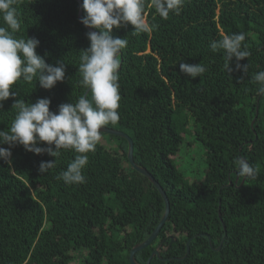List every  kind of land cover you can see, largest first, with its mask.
I'll use <instances>...</instances> for the list:
<instances>
[{"label": "trees", "instance_id": "1", "mask_svg": "<svg viewBox=\"0 0 264 264\" xmlns=\"http://www.w3.org/2000/svg\"><path fill=\"white\" fill-rule=\"evenodd\" d=\"M15 7L21 27L14 38L34 37L47 64H66L64 81L50 90L21 78L13 86L15 100L48 98L52 112L75 103L86 91L79 57L90 46L78 1L18 0ZM145 14L154 30L134 34L129 24L112 31L128 45L120 54V119L105 126L130 136L134 161L170 201L157 239L135 258L146 264L163 243L151 264H264V96L253 79L264 71V0H185L181 14L170 13L167 20L151 7ZM0 27H7L2 16ZM239 32L246 33L250 53L239 61L249 65L247 73L236 70L224 50L210 48V42ZM181 63L202 64L206 71L193 79L180 71ZM14 102H3L0 131L11 127ZM186 133L205 147L202 181H189L177 163ZM103 135L116 144L100 141L88 153L85 183L79 185L58 179L78 155L73 150L54 158L17 145L11 167L0 160V264H131V249L153 233L165 202L130 165L128 141ZM238 157L258 170L257 180L238 175ZM54 159L47 173L38 171L42 161Z\"/></svg>", "mask_w": 264, "mask_h": 264}, {"label": "clouds", "instance_id": "2", "mask_svg": "<svg viewBox=\"0 0 264 264\" xmlns=\"http://www.w3.org/2000/svg\"><path fill=\"white\" fill-rule=\"evenodd\" d=\"M185 0H83L85 15L81 23L95 31L86 33L90 46L81 51L79 72L80 84L91 93L81 95L75 103L61 104L57 112L50 111L51 101L40 98L35 103L15 100L17 93L13 86L22 78L31 83L36 80L40 87L52 89L65 79L66 64L58 61L55 66L47 64L37 54L40 41L34 37L14 38L20 30L17 8L18 0H0V16L7 27H0V109L10 97L14 99L16 115L8 131H0V160L11 167L12 151L17 145L26 152L52 157L60 155L61 150H73L78 155L60 173L65 185L85 183L83 169L89 162L88 153L95 152L101 141V130L119 122L121 96L118 83L120 76L121 50L128 45L125 38L114 37V28L133 26V33H147L157 25L150 24L145 9L154 8L160 18L167 20L170 13L180 15ZM246 33L239 32L223 35L222 39L210 42L213 51L222 49L227 61L235 59L236 70L247 73L249 65H241L249 57ZM225 65L228 72L232 69ZM180 71L193 79L202 76L206 68L202 64L181 63ZM258 83V94L264 96V71L253 77ZM46 144L47 147H41ZM3 145H8L7 148ZM54 145V149L53 146ZM56 160L42 161L38 171L47 173L55 166ZM238 175L248 180H257L258 170L243 157L235 159Z\"/></svg>", "mask_w": 264, "mask_h": 264}, {"label": "water", "instance_id": "3", "mask_svg": "<svg viewBox=\"0 0 264 264\" xmlns=\"http://www.w3.org/2000/svg\"><path fill=\"white\" fill-rule=\"evenodd\" d=\"M78 3H79V12H78V21L80 22L81 25H83L81 23V18L83 17V8H82V0H77ZM84 26V25H83ZM85 27V26H84ZM88 31H95V29H89L87 27H85ZM121 69V66L120 68L118 69V71H120ZM85 93H87V96L89 94V92L86 90ZM84 93V94H85ZM257 115H258V109H257ZM254 123V121H253ZM252 123V125H253ZM101 134H108V135H114V136H118V137H121V138H124L128 141V160H129V163L130 165L139 173H141L142 175L146 176L151 183H153V185L158 189V191L160 192L164 202H165V211H164V214H163V217L162 219L160 220L158 226L155 228V230L153 231V233L145 240L143 241L142 243H139V244H136L130 251V254H129V260H130V263L131 264H140L137 262L135 256L138 252H140L141 250L147 248L149 245H151L158 237V234L160 233V231L162 230L163 226L165 225L169 215H170V211H171V206H170V201H169V198L166 194V192L164 191L163 187L161 186V184L154 178V176L149 173V171L144 168V167H141L139 166L138 164H136V162L134 161V142L133 140L130 138V136H128L126 133L124 132H121L119 130H115V129H110V128H107V127H104L102 130H101ZM244 183V180L242 181L241 184ZM231 184V183H230ZM229 184V185H230ZM219 216L221 217V213L219 212ZM224 226V224H223ZM224 229H225V226H224ZM207 237H209L207 235ZM176 238H173L171 240V243L170 245L175 242ZM209 240H210V245H211V238L209 237ZM224 240L221 242L220 246L216 249V250H220V248L222 247V244H223ZM163 243H160L158 246H157V249L151 254L149 260L146 262V264H151V261L152 259L155 257V256H158L160 257V249L162 247ZM170 245L167 247V249H169ZM190 251V241L188 242L187 244V254L189 253ZM185 257V256H184Z\"/></svg>", "mask_w": 264, "mask_h": 264}, {"label": "rangeland", "instance_id": "4", "mask_svg": "<svg viewBox=\"0 0 264 264\" xmlns=\"http://www.w3.org/2000/svg\"><path fill=\"white\" fill-rule=\"evenodd\" d=\"M101 137V143L115 146L116 142L108 139V136L101 134ZM180 148L176 159L186 178L191 182L204 180L207 163L205 161L206 151L203 144L196 141L192 134L186 133L184 144Z\"/></svg>", "mask_w": 264, "mask_h": 264}]
</instances>
